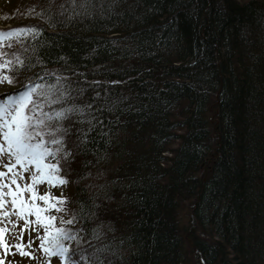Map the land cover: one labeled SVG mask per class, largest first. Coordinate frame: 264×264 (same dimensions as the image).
Returning <instances> with one entry per match:
<instances>
[{
  "label": "trees",
  "instance_id": "16d2710c",
  "mask_svg": "<svg viewBox=\"0 0 264 264\" xmlns=\"http://www.w3.org/2000/svg\"><path fill=\"white\" fill-rule=\"evenodd\" d=\"M65 1L0 15V31L40 33L6 49L29 66L0 85L44 77L92 121L69 145L70 211L53 213L76 215L64 226L83 264H264V0ZM186 201L197 229L182 225Z\"/></svg>",
  "mask_w": 264,
  "mask_h": 264
},
{
  "label": "snow or ice",
  "instance_id": "6c2138e0",
  "mask_svg": "<svg viewBox=\"0 0 264 264\" xmlns=\"http://www.w3.org/2000/svg\"><path fill=\"white\" fill-rule=\"evenodd\" d=\"M39 35L35 28L27 27L0 31V84H14L19 70L29 66L21 55L6 49L14 41ZM70 100V91L44 82V77L15 93L0 95V264L16 255L39 260L36 251L44 255L40 264H51L53 257L63 264H83L87 259L68 243L77 240L78 233L64 225H74L76 215L53 214L69 213L68 198L63 192L55 196L50 191L70 183L75 151L69 145L79 148L87 144L93 130L92 121L83 119L84 108ZM74 123L89 127L88 131L75 129L76 139L72 140ZM41 185L49 190L41 193ZM36 240L39 244L33 250ZM97 264L103 262L97 258Z\"/></svg>",
  "mask_w": 264,
  "mask_h": 264
},
{
  "label": "rangeland",
  "instance_id": "374dc122",
  "mask_svg": "<svg viewBox=\"0 0 264 264\" xmlns=\"http://www.w3.org/2000/svg\"><path fill=\"white\" fill-rule=\"evenodd\" d=\"M30 1H35V0H0V15L3 16L2 18L4 19H9V15L12 14L11 8H16L18 10H25V9H29L32 10L33 8L31 7V4H29L28 2ZM37 2H40L41 0H36ZM60 0H57V3ZM81 1V0H80ZM79 1V3H80ZM66 4H71V5H76L77 3H75V1L73 0H66L65 1ZM15 9V10H16ZM7 25V24H6ZM5 25V26H6ZM10 25H7V27H9ZM0 27H3V25H1ZM10 89H13V86H4V85H0V95L3 93H8V91H10ZM179 142L177 141L175 144L171 145V148H176L178 146ZM168 156H171V154L169 153ZM75 177V175H74ZM106 177V176H104ZM103 177V178H104ZM103 178L101 174H93L92 177H88L87 180L85 182L88 183V185L90 186V188H94L96 186H101L102 182H103ZM70 180L73 179V176L69 177ZM46 186L42 185V187L40 189L46 190ZM98 188V187H96ZM65 188L62 187L61 188H57V192L58 194H61V192L65 193ZM191 202L186 201L181 209V222L182 225H189L194 227L195 229L196 226L193 224L192 222V215H191ZM197 231H199L201 233V231L198 229ZM202 236H205V234L202 232ZM24 241H26L24 239ZM15 242V241H13ZM15 251V250H14ZM11 258L13 259V256H8L5 258V263L7 264V260ZM188 264H199L197 263V260L195 258H193L191 256L190 259H188ZM17 264V263H16ZM53 264H63L59 259H55L53 261Z\"/></svg>",
  "mask_w": 264,
  "mask_h": 264
}]
</instances>
